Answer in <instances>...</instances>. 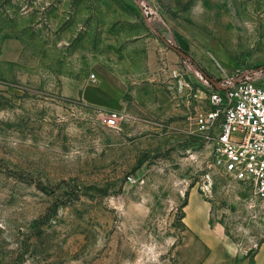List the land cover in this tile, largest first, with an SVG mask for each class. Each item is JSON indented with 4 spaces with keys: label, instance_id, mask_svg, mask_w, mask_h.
<instances>
[{
    "label": "rangeland",
    "instance_id": "obj_1",
    "mask_svg": "<svg viewBox=\"0 0 264 264\" xmlns=\"http://www.w3.org/2000/svg\"><path fill=\"white\" fill-rule=\"evenodd\" d=\"M96 64L127 84L115 128L81 98ZM241 72L264 82V0H0V264H177L191 191L235 264L264 258V198L194 128L203 74Z\"/></svg>",
    "mask_w": 264,
    "mask_h": 264
},
{
    "label": "built area",
    "instance_id": "obj_2",
    "mask_svg": "<svg viewBox=\"0 0 264 264\" xmlns=\"http://www.w3.org/2000/svg\"><path fill=\"white\" fill-rule=\"evenodd\" d=\"M215 81L205 109L194 117L196 136L209 150L211 166L264 198V82L243 72ZM103 114L105 126H118L121 110ZM210 179L205 174V188Z\"/></svg>",
    "mask_w": 264,
    "mask_h": 264
},
{
    "label": "crops",
    "instance_id": "obj_3",
    "mask_svg": "<svg viewBox=\"0 0 264 264\" xmlns=\"http://www.w3.org/2000/svg\"><path fill=\"white\" fill-rule=\"evenodd\" d=\"M89 76L81 91L82 100L103 112L120 110L127 91L125 81L102 64L93 66ZM182 224L184 235L175 248L177 264H235L236 248L209 225V206L193 191L183 207ZM260 253L253 264H264Z\"/></svg>",
    "mask_w": 264,
    "mask_h": 264
},
{
    "label": "water",
    "instance_id": "obj_4",
    "mask_svg": "<svg viewBox=\"0 0 264 264\" xmlns=\"http://www.w3.org/2000/svg\"><path fill=\"white\" fill-rule=\"evenodd\" d=\"M168 46L174 50L175 52H177L179 55L183 56V57H186V55L181 51L179 50L177 47H175L174 45L168 43ZM203 76L211 83L213 84L214 86H217V82L215 80H213L212 78L208 77L206 74H203Z\"/></svg>",
    "mask_w": 264,
    "mask_h": 264
}]
</instances>
